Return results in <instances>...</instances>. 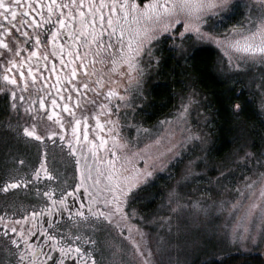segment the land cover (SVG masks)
Segmentation results:
<instances>
[{
	"label": "snow or ice",
	"instance_id": "obj_1",
	"mask_svg": "<svg viewBox=\"0 0 264 264\" xmlns=\"http://www.w3.org/2000/svg\"><path fill=\"white\" fill-rule=\"evenodd\" d=\"M237 8L238 4L232 0H0V68L3 69V75H0V91H7L10 95L11 107L16 110L18 118L24 119L26 115L27 119L34 121L37 116L43 118V115H47L45 124L50 129L49 138L58 136L60 142H66L73 154L77 153V145H80L81 155L87 147L93 157H96L100 148H107L108 139L113 143V150H110L111 159L107 161L108 167L105 171H100L97 167L93 176L92 167L85 165L75 188L62 189L59 196L54 195L52 191L43 193L50 201L45 204L43 210L38 209L37 205H30L31 211L24 207L23 212L26 214L16 218L13 213L12 223H4L9 219L7 212L0 215V231L8 237L11 246L0 249V252L13 258L11 264H47L48 261L57 264V256L52 254L57 249L59 264H100L94 253L99 252L102 259L104 252L94 236L86 235L78 228L79 234L73 236L72 242H68L63 235L45 231L49 252L43 253L42 246L34 247L32 244L36 235L33 232L34 225L26 227L21 221L28 222L31 218L32 221L38 222L37 217L41 215V211H47L50 215L58 212L61 217L67 212L72 216L73 208L69 206L68 199L75 197L77 189L81 187L87 191V182L92 180V187L97 189L98 195L90 197L92 203L86 206L87 212L82 211L80 206L76 207L79 225H111L120 229L119 235L123 237L125 234L121 221L128 222L131 216L136 215L135 210L131 213L125 210L128 194L142 176L151 175V172L134 171L125 174L126 169H116L114 160L117 153L114 149L117 145L124 147L127 141L121 136L119 120H113L112 117L120 114L122 106L131 107V102L126 100V96L133 82L139 91L145 68L151 65L152 39L156 34L153 28L162 26L163 30L167 31L174 24L183 23L185 31H194L199 39L218 45L225 55L229 56L230 63L235 57L239 61L264 66V0H255L248 8L243 22L230 23L231 14ZM213 17H219V21L210 23ZM219 28L224 31H218ZM65 56L68 57L67 60ZM57 57L63 75L56 72ZM145 58H148L147 65L142 63ZM97 63H110L113 72L121 79L126 78L123 93L114 87H108L107 91H104L106 82L104 76L98 74L95 69ZM236 66L240 67V64ZM65 68L68 70L64 71ZM89 68L92 71H89ZM46 73L49 75L46 76ZM51 73H56L55 82L48 84ZM93 76L96 77L94 80ZM28 77H31V82ZM38 80L41 81L39 85ZM108 83L118 84V81L109 76ZM56 84L61 86L57 88L56 94L52 95L49 90ZM16 89H19V95ZM42 92L49 93L51 114L47 112L48 104ZM88 92H91L92 96H88ZM24 93L28 95L25 96ZM74 93L76 101L72 104ZM100 97L104 99L101 100ZM112 98H117L120 102L113 105ZM26 101L28 107L22 115L20 109ZM58 101L64 103L59 104ZM88 105H91V108ZM57 107L67 115L56 112ZM233 108L237 115L242 110L240 104L233 105ZM77 109L80 110L79 117ZM182 109L181 115L187 111V105H182ZM40 110H44L43 114ZM101 114L108 117L106 123L113 125L108 129L110 136L99 137V143H96L95 139L89 141L88 120L95 118L96 127L103 130L104 125L98 118ZM123 115L127 116V113ZM82 122L83 140L86 144H81L78 135ZM54 125H58L59 131L51 130ZM68 127H71V137L66 135ZM23 133L37 140L44 139L37 134L35 124L23 127ZM249 155L245 153V158ZM79 163L77 160V165ZM255 164L256 174L242 177V181L234 188L235 196L232 201H223L220 205L221 208H227L236 221L237 235L248 233L249 238L255 231L257 217L264 220V171H259L264 169V160L256 159ZM41 168H44L43 164ZM39 171L40 169H36L37 176ZM44 172L46 176H51L47 169H44ZM102 177L106 179L101 189ZM21 184L27 186L25 181L10 175L3 183L2 190L7 192L9 187L17 188ZM100 193L103 194L102 199H99ZM169 196L174 199L176 194L173 191ZM98 202L101 206L93 210L92 204ZM191 207L201 208L198 201H193ZM57 231L63 232L64 229L58 226ZM137 231L139 232V229ZM9 232L12 233L11 236ZM261 235L264 237V232ZM126 239L130 242L131 249H121L122 251L134 250L137 254L144 255L139 242L132 235L131 227ZM81 240L93 247L82 248L77 243ZM42 253L44 260L40 261ZM148 254L151 255L150 250ZM116 255L115 251L112 252L113 259ZM69 257L72 259H68ZM145 264H148L147 260Z\"/></svg>",
	"mask_w": 264,
	"mask_h": 264
},
{
	"label": "rangeland",
	"instance_id": "obj_2",
	"mask_svg": "<svg viewBox=\"0 0 264 264\" xmlns=\"http://www.w3.org/2000/svg\"><path fill=\"white\" fill-rule=\"evenodd\" d=\"M232 2L242 6L243 22L255 0ZM218 21L219 17H213L210 23ZM153 31L156 34L152 39L151 65L145 68L139 91L133 82L126 96L131 107L122 106L120 114L112 117L113 120H119L121 136L127 141L124 147L117 145L114 149L117 153L114 160L117 170L126 169L125 174L151 172V175L142 176L130 191L132 194L128 195L126 211L131 213L135 210L136 215L131 216L128 222L123 221L127 232L131 227L132 235L139 242L144 255L134 250H121L131 249L126 239L128 234L123 237L119 234H93L104 252L102 259L97 252V258L100 264H145V260L148 264H205L219 260L229 252L254 251L264 256V237L261 235L264 232V220L257 217L251 238L248 233L237 235L236 221L227 208L220 206L223 201H232L234 188L242 181V177L256 174L255 160H264V66L239 61L235 57L230 63L229 56L218 45L199 39L194 31H185L183 23H176L167 31L162 26H155ZM200 48H210L215 52L214 74L225 82L226 88H234L237 94L246 93L247 98L253 100L261 119L260 125L248 131L238 123L234 135L237 142L230 152L219 158L211 150L214 142L211 133L214 126L212 110L205 95L198 91L194 79L186 72L189 56ZM167 57L172 59L167 62L169 65L172 62L171 69L175 64L176 70L182 75L178 79L180 86L175 104L165 116L147 125L148 95L152 86L159 83L157 75ZM142 63L147 65L148 58ZM95 69L104 76L105 92L108 87L124 92L126 78L121 79L113 72L110 63H97ZM89 71L92 69L89 68ZM1 72L2 68L0 75ZM109 76L118 84L108 83ZM95 78L92 77L93 80ZM88 95L92 96V93L88 92ZM119 102L117 98H112L113 105ZM182 105H187L183 115ZM99 117L104 125L103 130L94 128L92 133L108 138V129L113 125L106 123L107 116L101 114ZM110 150H113V143L108 139L104 157L110 156ZM245 153L250 154L248 158H245ZM61 156V163L66 160L70 169L71 160L64 159L63 154ZM56 159L60 162L58 154ZM173 191L176 197L170 199L169 194ZM193 201H198L201 208L191 207ZM149 250L151 255L148 254ZM114 251L117 253L115 259L112 257Z\"/></svg>",
	"mask_w": 264,
	"mask_h": 264
},
{
	"label": "flooded vegetation",
	"instance_id": "obj_3",
	"mask_svg": "<svg viewBox=\"0 0 264 264\" xmlns=\"http://www.w3.org/2000/svg\"><path fill=\"white\" fill-rule=\"evenodd\" d=\"M82 50L83 49H81V51ZM65 59L67 60L68 57L65 56ZM41 64H43V61H41ZM49 67H51V59L49 60ZM60 70L61 65L57 57L56 72L63 75ZM67 70L68 69L65 68L64 71ZM1 75H3V69ZM47 75L49 74L46 73V76ZM55 78L56 73H53V75H51L48 79V84H53L55 82ZM28 79L29 82H31V77H28ZM38 82L41 81L38 80L37 83ZM60 86V84H56L49 90V92L52 95H55L57 88ZM16 91L19 95V89H16ZM81 91H83V89ZM41 94L45 96L48 104L47 112L48 114H51L52 105L49 93L42 92ZM24 95L27 96L28 93H24ZM75 101L76 94L74 93L71 103L74 104ZM17 103L20 102L17 101ZM58 103L63 104L64 101H58ZM11 105L12 99L7 91H0V215H4L5 212H7L9 216V219H6L4 223L14 222L11 219L13 213L16 214V218H18L21 214H26L23 212L24 207H28V210L31 211L30 205H37L38 209L43 210L45 204L50 202L48 201V198L43 195L45 191H52L54 195L59 196L62 189L76 187V184L80 179V172L85 168V165L92 167L93 176H95L97 167L100 171H105L108 167L107 161L111 159V156L104 157L107 148H100L96 157H93L87 147L84 149V154L81 155L79 152L80 145H77V153H71L66 142L61 143L58 136L49 138L48 132L50 129L48 125L45 124V121H47V115H43V118L37 116L34 121L27 119L26 115H24V119H20L17 116L16 110L13 109ZM27 107L28 102L26 101L20 109L22 115L24 114V109ZM88 107L91 108V105H88ZM97 110H99L98 105ZM40 111L43 114L44 110ZM55 111L61 113L62 115H67L62 112L60 107H57ZM79 115L80 110L77 109V116L79 117ZM98 118L100 120V117ZM53 119H55V117H53ZM90 122H93L94 125H90ZM48 123L51 124V122ZM32 124L36 125L37 134L43 136L44 139L37 140L35 137H27L24 135L23 127L30 126ZM94 128H97L96 120L95 118H90L88 120V139L89 141L95 139L96 143H99V135L92 133ZM51 130L59 131L58 125L52 126ZM83 131L84 126L82 122L78 135L80 136L81 144H86L83 140ZM66 135L68 137L72 136L71 127H68ZM56 153L61 158L60 162L56 159ZM59 153L65 156L64 159L69 158L71 160L72 163L70 169H68L66 160H64V163H61V161H63V157ZM77 160L80 161L79 165H77ZM41 164L44 165V168H41ZM36 169H40L38 176L36 175ZM44 169H47V171L51 173V176H46ZM10 175L15 179L25 181L27 186L25 187L21 184V186L17 188L9 187L8 191L4 192L2 190L3 183L9 179ZM105 179L106 178L104 177L101 178V189L104 186ZM92 184L93 181L89 180L87 182V191H85L84 187H81L77 189V195L75 197H70L68 199L69 206L73 208L72 216H69L67 212H64L61 217V214L58 212L50 215L47 211H41V215L37 217L38 222L32 221L31 218L28 222L21 221V224H24L26 227L34 225L33 232L36 233L35 237L32 239L34 247L42 246L43 253L49 252L47 240L44 235L45 231L63 235L68 242H72L73 236L79 234L77 231L78 228L80 232H84L86 235L94 236V238H96V236L93 234H105V236H117L119 234L120 229H116L111 225L105 227H83L79 225L75 211L76 207L80 206L82 211L87 212L88 208L86 206L92 203L90 197L98 195L97 189L92 187ZM135 186L131 190H133ZM130 194L132 193L129 192L128 195ZM102 198L103 194L100 193L99 199ZM5 205H8V207H5ZM99 206H101L99 202L92 204L93 210ZM126 208L127 207H125V210ZM51 221H55V223H49ZM121 224L123 226L124 234H128L126 224L123 223V221H121ZM58 226L62 227L64 231L58 233ZM9 235L11 236L12 233L9 232ZM61 243H64V241H61ZM77 243L82 248L91 249L93 247L92 245L85 244L83 240L78 241ZM6 246L11 247L8 237H5L3 232L0 231V249H3ZM43 253L39 257L40 261L44 260ZM52 254L57 256V264H59L58 249ZM94 254L97 256V252ZM12 259V257H8L5 253L0 252V264H11ZM68 259H72V257H69ZM47 264H51V261H48Z\"/></svg>",
	"mask_w": 264,
	"mask_h": 264
},
{
	"label": "trees",
	"instance_id": "obj_4",
	"mask_svg": "<svg viewBox=\"0 0 264 264\" xmlns=\"http://www.w3.org/2000/svg\"><path fill=\"white\" fill-rule=\"evenodd\" d=\"M242 6L238 4V8L231 14L230 23L242 21ZM224 31L223 28L217 29ZM169 59H164L161 70L157 78L159 83L152 86L148 95V114L145 123L148 125L166 115L174 106L176 92L178 90L180 71L176 70L175 64L171 69ZM215 52L210 48L196 49L189 56L186 63V72L194 79V84L198 91L205 95L209 107L212 110L214 123L211 129L213 137L212 151L219 158L223 154L230 152L237 140L235 138V130L237 124H241L242 128L247 130L256 128L261 124L259 113L256 111L253 100L247 98L246 93L226 88L225 82L220 80L213 71V63ZM238 102L242 106V110L237 115L234 112L233 103ZM248 131V130H247ZM253 132V131H251ZM205 264H264V256L253 252L233 253L229 252L219 260H212Z\"/></svg>",
	"mask_w": 264,
	"mask_h": 264
}]
</instances>
